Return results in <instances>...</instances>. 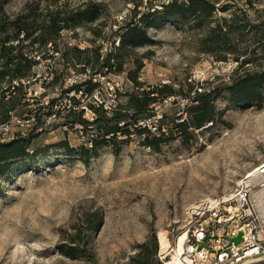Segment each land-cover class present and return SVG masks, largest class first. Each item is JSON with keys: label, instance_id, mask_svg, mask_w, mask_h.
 Here are the masks:
<instances>
[{"label": "rangeland", "instance_id": "1", "mask_svg": "<svg viewBox=\"0 0 264 264\" xmlns=\"http://www.w3.org/2000/svg\"><path fill=\"white\" fill-rule=\"evenodd\" d=\"M170 1L187 0L3 4L9 18L37 4L36 24L41 11L54 7H102L95 21L61 30L53 44L20 43L30 71L11 96L0 82V104L4 110L13 105L0 123V143L25 144L0 176V264H129L144 243L148 250L156 246L160 263V249L186 231L190 205L233 194L264 163V81L253 92L243 86L238 103L230 91L264 71V0H207L214 11L208 21L167 20L147 28L150 45L122 57L119 71L103 67L126 24ZM232 17L235 32L214 30ZM163 85L173 92L156 93L135 123L144 133L117 134L114 144L91 149L97 125L85 129L81 121L89 124L95 109L109 113L126 105L130 94ZM197 94L207 95L212 121L196 129L189 109ZM184 122L185 132L175 128ZM150 135L162 139L156 148L143 143ZM83 148L90 151L82 159Z\"/></svg>", "mask_w": 264, "mask_h": 264}, {"label": "trees", "instance_id": "2", "mask_svg": "<svg viewBox=\"0 0 264 264\" xmlns=\"http://www.w3.org/2000/svg\"><path fill=\"white\" fill-rule=\"evenodd\" d=\"M5 2L6 0H0V82L5 81L7 87L4 92L7 91L10 96L14 91L20 90L22 80L30 71V67H32V61L24 56L22 53L23 46L20 43L28 41L24 46L28 45L30 47L34 44L38 46L53 44L55 37L61 30L78 27L83 22L95 21L102 7L98 3H90L83 7V9L64 10L62 7H54L44 12L41 11L42 19L36 24V10L39 8L37 4H35V7L28 4L23 13L16 15L14 18H9L6 15L4 16L3 4ZM212 12H214L213 5L207 0H187L184 3L170 1L166 5H161L160 11L141 14L135 21L126 24L122 28L119 44L113 49L114 52L112 54L103 59V67L110 70L114 67L119 71L121 70L122 57L128 55L134 48L150 45L152 41L146 35L145 30L147 28L161 26L167 20L175 23L176 21L186 23L189 20H193L195 25L199 26L208 21ZM261 12L262 18H264V11ZM222 21V23L218 22L213 27L214 30L220 32L225 26L226 32H235V29L232 28L234 24L233 17L228 20L223 19ZM260 25L264 27V19H262ZM139 67L140 65H137L136 68ZM131 79L135 80L134 77ZM12 81H15L17 85H11ZM262 81H264V71L247 75L235 82L233 87H231L232 89H230L231 102L238 103L240 101V95H237V93L243 86L250 87V91L253 92L255 87H260ZM10 89L14 91L11 93ZM172 92L169 86L163 85L161 88L157 87L148 91H142L139 94H130L126 105L117 109L114 108L109 113L101 109H95L96 115L92 122L88 124L86 121H81L85 129L87 125H97L96 129L99 133L97 137L90 139V143L92 144L91 149L94 150L100 144H114L117 134L129 137L134 133H144L145 129L135 126V123L139 119V114L144 112L149 102L155 100L154 95L156 93L170 94ZM206 96L205 94H197L195 97V101L198 102L197 105L189 109L191 126L196 129L200 128L204 122L212 121V106L209 101H206ZM252 96L257 97L258 95L254 93ZM1 98H4V95ZM51 104L52 101L50 102ZM12 108L13 105L4 110L0 104V123L6 121L8 118L7 113ZM119 123L123 124L122 127L118 126ZM186 127L187 124L185 122L175 124V128H179V130L184 132L186 131ZM170 138L168 137L167 139ZM161 140V137L145 136L143 143L156 148ZM24 150L25 144L18 139H13L3 144L0 143V176L5 173L6 164L11 159L21 157L24 154ZM71 150L68 148L69 152ZM81 150L83 152L81 158L83 159L90 150L87 148ZM155 248L156 246L154 245L152 250H148L145 243L140 245L137 254L130 259L129 264H160L154 258Z\"/></svg>", "mask_w": 264, "mask_h": 264}, {"label": "built area", "instance_id": "3", "mask_svg": "<svg viewBox=\"0 0 264 264\" xmlns=\"http://www.w3.org/2000/svg\"><path fill=\"white\" fill-rule=\"evenodd\" d=\"M253 174L229 196L190 205L181 250L177 252L176 239L160 249V263L264 264V163ZM239 234L241 241L235 245L232 239Z\"/></svg>", "mask_w": 264, "mask_h": 264}, {"label": "bare ground", "instance_id": "4", "mask_svg": "<svg viewBox=\"0 0 264 264\" xmlns=\"http://www.w3.org/2000/svg\"><path fill=\"white\" fill-rule=\"evenodd\" d=\"M221 155H217L216 154V157H214L215 159H216V161H217V159H218V157H220ZM214 161V160H213ZM252 173V175H247V178L248 177H251V176H253L254 174H253V172H251ZM243 182H245V180H241V181H239L238 182V184H241V183H243ZM185 237H186V232L184 231V234H183V236H180V237H178L177 238V252H179L180 250H181V245H182V242H183V240L185 239Z\"/></svg>", "mask_w": 264, "mask_h": 264}, {"label": "water", "instance_id": "5", "mask_svg": "<svg viewBox=\"0 0 264 264\" xmlns=\"http://www.w3.org/2000/svg\"><path fill=\"white\" fill-rule=\"evenodd\" d=\"M232 241L234 242L235 245L239 244V242L241 241V234L233 238Z\"/></svg>", "mask_w": 264, "mask_h": 264}, {"label": "snow or ice", "instance_id": "6", "mask_svg": "<svg viewBox=\"0 0 264 264\" xmlns=\"http://www.w3.org/2000/svg\"><path fill=\"white\" fill-rule=\"evenodd\" d=\"M249 175H252V173H249Z\"/></svg>", "mask_w": 264, "mask_h": 264}]
</instances>
